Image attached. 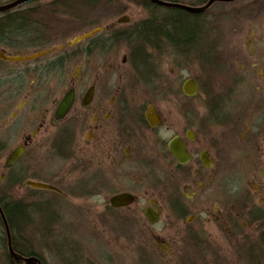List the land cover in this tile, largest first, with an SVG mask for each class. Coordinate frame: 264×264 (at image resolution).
Wrapping results in <instances>:
<instances>
[{"label":"flooded vegetation","instance_id":"1","mask_svg":"<svg viewBox=\"0 0 264 264\" xmlns=\"http://www.w3.org/2000/svg\"><path fill=\"white\" fill-rule=\"evenodd\" d=\"M15 1L0 0V9ZM141 4L152 10L144 21L157 24V7H165L149 0ZM62 6V0H31L0 10V23L11 27L21 15L27 27L21 35L0 31L4 55L46 52L23 62L0 59V264H27L31 257L38 261L28 264H45L40 252L20 255L13 247L4 209L15 204L26 209L23 228L49 222L31 217L29 209L41 206L102 209L97 218L104 231L115 228L113 223L119 229L129 224L138 242L142 228L168 261L178 260L174 245L185 238L212 234L216 226L232 234L245 213L264 209V73L254 77L257 64L216 62L222 53L216 35L212 57L196 64L202 77L179 85V71L192 64L185 56L187 43L179 47L156 33L144 38L142 23L123 15L94 24L75 38L96 32L77 44H71L73 38L53 45L49 32L60 27ZM255 39L254 33L247 37L246 58L256 54ZM176 54L180 58L174 61ZM222 72L228 75L224 81L215 78ZM190 79L197 83L192 96L184 92ZM68 96L71 106L58 118ZM176 140L183 145L181 160L170 149ZM241 149L250 168L238 175ZM17 150L21 156L10 165ZM119 197L128 202H117ZM23 237L21 248L29 241ZM9 239L21 258L11 254ZM115 239L101 238L105 244Z\"/></svg>","mask_w":264,"mask_h":264},{"label":"rangeland","instance_id":"2","mask_svg":"<svg viewBox=\"0 0 264 264\" xmlns=\"http://www.w3.org/2000/svg\"><path fill=\"white\" fill-rule=\"evenodd\" d=\"M142 1L100 0L94 4L85 0L76 1L75 3L72 1V3L62 6L59 12V17H61L60 27L58 29L53 27L49 32L54 36L52 38L53 45H57L60 41L71 40L79 34L89 31L94 24L106 25L123 15H127L132 24L143 23L142 21L150 17L152 10L148 4L145 7L142 4L139 5ZM209 1L170 0L168 2L202 8ZM156 13L158 16L156 17L158 18L157 23L171 21L177 22L176 24L180 23L181 26L184 25L185 33L189 39L185 56L192 64H190L189 70L179 71V85L188 77H202L196 64L201 59L212 57L213 49L216 46L215 41H217L216 35H221L220 48L222 52L221 59H216V62L229 63L241 60L256 63L257 69H255L254 77L259 71L264 73V0H236L230 3H215L200 14L160 7H157ZM184 13L190 14L191 17L186 16ZM162 16L167 20L161 21ZM121 27L126 28L122 25ZM250 33H254L256 37L253 43L256 54L252 58H246L245 42ZM240 52H243V54H240ZM237 55L238 59H236ZM174 57L175 61L180 58V55L176 54ZM186 58H182V60L187 61ZM173 67L175 69L181 68L177 67V64ZM162 71L166 72L168 69H162ZM228 71H231V69L229 68ZM224 73L222 72V75L216 74L215 78L222 80ZM226 77H228L227 74H225L222 81L226 80ZM175 88H178V86L175 85ZM231 97L229 95V98ZM198 100L201 101L202 99L199 98ZM194 103L197 102L194 101ZM242 106L246 108V105L242 104ZM228 109L231 110L232 106ZM254 134L251 135L257 136ZM249 165L250 161L245 151L243 149L239 150L238 175L245 174L250 168ZM40 208L29 209L31 217L36 222L39 220L43 222L46 219L49 222L45 221L41 228H39L40 226L34 228L31 226L32 224L22 228L23 236L29 238H25V240H29L27 242L28 249L26 246H23V248L40 252L45 264H60L59 261L61 260H65L66 264H247L243 255L240 254L242 248L247 244L245 238L248 241L252 239L250 243L256 241L254 244H257L260 241L255 239L261 237L264 228V220L262 219L264 209H251L249 213H245L246 215L240 218L239 227L232 231V234L229 231L228 233L224 231V228L216 226L218 230H212V234L204 233L194 240L185 238L180 244L176 243L174 245V253L177 255L178 260L168 261L167 258L165 259L162 256V250L158 244L150 239L148 235H143L144 230L142 228L140 231L142 241L139 240L138 242L134 241L133 230L129 224H125L119 229L113 223L110 226L115 228L109 227L110 231H104L102 220L97 218L102 209H45L43 206ZM54 212H59L60 217L54 218ZM93 212H97L94 218H92ZM244 222L247 223V227L243 226ZM27 228L29 229L25 231ZM135 231L139 235L138 230ZM103 235L115 237L116 239L105 244L104 240H101ZM20 239L19 237V241ZM38 240L45 243V246H40ZM192 244H196L199 248L197 252H195ZM60 247L62 248L59 252L56 249ZM77 250L81 252V255ZM198 254L201 256L199 257Z\"/></svg>","mask_w":264,"mask_h":264},{"label":"trees","instance_id":"3","mask_svg":"<svg viewBox=\"0 0 264 264\" xmlns=\"http://www.w3.org/2000/svg\"><path fill=\"white\" fill-rule=\"evenodd\" d=\"M72 1L73 0H62L63 6L66 4L72 3ZM75 1H80V0H75ZM184 14L188 17H191L190 14H187V13H184ZM193 17H195V15H193ZM187 20H189V19H187ZM182 21L184 22V19ZM176 23L177 22L167 21V22H160L157 24H153V22L148 20V21H145L142 23V26L139 27V30L143 31V37L147 38V39H150V38L154 39L152 37H154L156 34H157V36L159 34L160 35L164 34L170 40L175 42L176 44L178 43L179 47H181L180 45H182L183 43H184V45L186 43H187L186 45H189V39L187 38V34L185 33L184 25L181 26L180 23L179 24H176ZM25 24H26L25 19H23L21 15H17V16L13 17V23H12V25H10L11 27L7 26L6 23H0V31H7V30L11 29L15 35H21L23 33L24 29L27 28ZM4 210L6 212L8 211V213H9L8 216L10 217V221H11V224L13 226L12 233H13V239H14V241H13L14 249H16L20 255L30 254L31 251L27 250L26 248L23 249L20 246H18L19 237L21 238L20 242H22V239L24 238L23 233H22V228H23L22 222L26 220L25 209H22L19 204H15V205H13L12 209L5 207ZM21 233H22V235H21ZM245 240H246L245 243H247V244L245 245V247L242 248V250L240 252V254L243 255V258L245 259V262L247 264H264V228H263V231L261 233V237L259 239H255V240L260 241V242H257V244H254V242H256V241H252L250 243V241L252 239L248 241L245 238ZM192 245H194L195 252H197V249H199V248L196 246V244H192ZM61 246H63V245H61ZM26 247H27V245H26ZM61 248L62 247H60L59 249H56V250L60 252ZM259 251H260V253H259ZM78 252H79V255H81V252L80 251H78ZM200 252H202V250H200ZM198 256L200 257L201 255L198 254ZM240 257H242V256H240ZM59 263L60 264H66V261L61 260V261H59ZM182 264H187V263H182ZM189 264H194V263H189ZM195 264H199V263H195Z\"/></svg>","mask_w":264,"mask_h":264},{"label":"water","instance_id":"4","mask_svg":"<svg viewBox=\"0 0 264 264\" xmlns=\"http://www.w3.org/2000/svg\"><path fill=\"white\" fill-rule=\"evenodd\" d=\"M29 1H31V0H17L13 4H11L9 6H6L4 8H1L0 10H7V9L12 8L14 6H17V5H20V4H23V3H27ZM149 1L151 3H153V4L158 5V6L180 9V10L186 11V12L191 13V14H200V13L204 12L209 6H211V5L215 4V3H230V2H234L236 0H210L208 2V4L205 7H202V8L188 7V6H185V5L176 4V3H170V2L162 1V0H149ZM95 32L96 31L90 32V33H87V34H85V35H83L81 37H78V38L74 39L71 42V44L72 45L77 44L81 40H84V39L90 37ZM44 54H46V52L34 54V55H31V56H28V57H25V56H6L0 50V59L4 60V61H7V62H23V61H26V60L35 59V58L40 57V56H42ZM184 92H185V94H187L189 96L195 95L197 93V83L195 82V80L190 79L188 82H186V84L184 85ZM71 103H72L71 96H68L67 98H65L63 100V102L61 103V105L59 107V110H58V114H57L58 118L63 117L67 113V111L69 110V108L71 106ZM170 149H171V152L175 155V157L178 158L179 160H181L182 157L184 158L183 145L179 141H177V140L174 141L170 145ZM21 153H22L21 150L15 151L12 154V156H11V158L9 160V164L11 165L12 163L16 162L20 158ZM36 186L45 187L44 185H36ZM121 200H125L124 202H128V197H119L118 199H116L117 202H121ZM9 245H10L11 254H13L16 259L21 258L17 254H15V252L13 251L10 239H9ZM25 261L28 264V263H32L34 261H38V259L35 258V257H31V258H26Z\"/></svg>","mask_w":264,"mask_h":264}]
</instances>
